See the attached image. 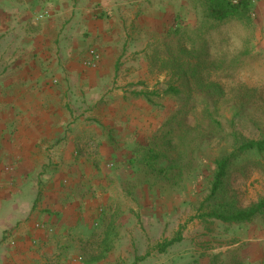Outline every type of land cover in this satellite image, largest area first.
Here are the masks:
<instances>
[{
  "label": "rangeland",
  "instance_id": "374dc122",
  "mask_svg": "<svg viewBox=\"0 0 264 264\" xmlns=\"http://www.w3.org/2000/svg\"><path fill=\"white\" fill-rule=\"evenodd\" d=\"M253 1L255 17L250 14L249 21L208 25L214 29L204 42L208 56L204 59L206 71L202 79L219 86V92L204 97L206 93H198L191 84L197 104H221L219 119L224 141L214 139L203 144L206 159L202 168L185 181L181 179L180 187L169 188L168 182L162 181V186L168 188L160 191L159 196L147 185L138 186L133 169L130 179H124V185L118 184L115 189L117 196L125 189L121 191L122 200H115L114 191L106 193L105 201L89 210V218L82 225L79 223L78 231L69 233L59 246L46 251L42 264H264V212L244 224L205 217L209 213L206 200L215 170L212 162L223 153L235 152L243 141L264 136V0ZM194 3L195 0L174 2L173 6L178 8L164 17L161 24L138 26L143 32L132 35L138 38L118 42L126 48L122 56H103L88 38L82 40L83 44L78 43V66L103 76L100 87L91 93L83 92L85 97L90 95L98 100L93 105V124L99 132L123 134L120 143L122 147L128 146L122 159L128 158V163L138 159L139 148L146 146L169 119L176 118L182 106L179 97L167 92L170 87L179 88L180 46L193 55L192 43L185 40L191 38L188 34L196 26L197 18L190 8ZM35 33H42L41 26L35 27ZM45 43L55 48L54 41L48 39ZM70 43L62 41L61 45L68 50ZM104 59L105 64L119 60L123 69L116 75L115 84L101 72ZM90 61L95 64L87 66ZM11 63L10 56H5L3 67L9 69ZM185 63L196 65L194 60L187 59ZM207 63L215 64V69L207 67ZM39 64L41 60L36 59L34 65ZM114 90H122L123 95L114 97ZM112 98H121L124 109L119 111ZM119 117L121 121H117ZM125 132L139 135L131 142L125 139ZM116 140L114 137L111 141ZM133 141L137 145H130ZM112 163L109 162V168L113 169ZM229 173L227 192L232 205L246 210L264 198V155L240 154ZM62 184L63 188L68 187V182Z\"/></svg>",
  "mask_w": 264,
  "mask_h": 264
},
{
  "label": "crops",
  "instance_id": "0c3cea01",
  "mask_svg": "<svg viewBox=\"0 0 264 264\" xmlns=\"http://www.w3.org/2000/svg\"><path fill=\"white\" fill-rule=\"evenodd\" d=\"M178 1L0 0V264L44 263L46 251L78 231L106 193L122 200L125 189L118 196L115 189L134 164L122 159L128 145L122 147L121 132H99L93 124L98 100L83 92L100 87L103 76L78 66V43L88 38L103 56H122L126 48L118 42L138 38V26L161 24ZM109 62L101 72L115 84L123 69L119 60ZM120 99L112 98L119 111ZM138 135L124 137L132 142Z\"/></svg>",
  "mask_w": 264,
  "mask_h": 264
},
{
  "label": "trees",
  "instance_id": "16d2710c",
  "mask_svg": "<svg viewBox=\"0 0 264 264\" xmlns=\"http://www.w3.org/2000/svg\"><path fill=\"white\" fill-rule=\"evenodd\" d=\"M193 6L197 18L196 26L192 27V32L188 34L191 38L185 40L192 43L193 55L180 46L178 60L182 63L178 68L179 88L170 87L167 92V95L179 97L182 106L176 118L169 119L163 124L146 146L138 147L139 157L132 162L134 175L140 179L139 182L137 178L138 186L147 185L157 196L164 188H172V186L176 188L180 185L181 179L185 181L188 175L191 177L202 168V161L206 159L201 149L203 144L214 139H219L221 143L224 141V132L219 119L221 104L210 102L199 105L191 91L192 84L197 87L198 93H206L204 97L219 92V86L202 79L208 56L207 44L205 45L204 42L214 29L208 26L209 23L214 22L219 25L232 21H249L250 14L255 10L253 0H240L238 4H233L229 0H195ZM187 59L196 61V65L192 67V63H185ZM208 66H213L212 70L216 67L212 63L211 65L207 63ZM247 152L264 155V136L260 140H245L235 152L223 153L212 162L215 170L212 173L209 197L206 200L209 208V213L205 216L207 219L244 224L264 212V198L246 210L238 209L229 201L227 192L229 172L240 154ZM162 181L168 182V187L162 186ZM177 241L179 239L169 242L164 248L172 246Z\"/></svg>",
  "mask_w": 264,
  "mask_h": 264
},
{
  "label": "built area",
  "instance_id": "2783aa9c",
  "mask_svg": "<svg viewBox=\"0 0 264 264\" xmlns=\"http://www.w3.org/2000/svg\"><path fill=\"white\" fill-rule=\"evenodd\" d=\"M229 1L232 2L233 4H238L240 2V0H229ZM253 3H255V2L253 1ZM45 16L46 15H40V16L37 17V20L44 19ZM252 16L255 17L254 14H252ZM94 58H95L96 61L99 59L98 56L94 57ZM94 64H95V61L94 62L90 61V62L86 63L87 66H93ZM36 228H38V229L41 228V225L37 224Z\"/></svg>",
  "mask_w": 264,
  "mask_h": 264
}]
</instances>
